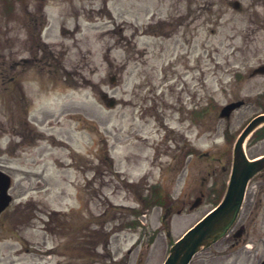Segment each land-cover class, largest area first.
I'll list each match as a JSON object with an SVG mask.
<instances>
[{
	"label": "rangeland",
	"instance_id": "374dc122",
	"mask_svg": "<svg viewBox=\"0 0 264 264\" xmlns=\"http://www.w3.org/2000/svg\"><path fill=\"white\" fill-rule=\"evenodd\" d=\"M233 1L0 0V169L12 197L0 264H161L222 198L234 141L264 110V74L250 75L264 63V0ZM262 127L249 157L264 153ZM241 225L191 264L261 263L264 170Z\"/></svg>",
	"mask_w": 264,
	"mask_h": 264
},
{
	"label": "water",
	"instance_id": "95a60500",
	"mask_svg": "<svg viewBox=\"0 0 264 264\" xmlns=\"http://www.w3.org/2000/svg\"><path fill=\"white\" fill-rule=\"evenodd\" d=\"M234 5L236 6V4ZM258 72L264 73V64L253 70V73ZM241 103L242 101H236L225 105L221 109V116L229 115V112ZM108 104L110 106L114 104L113 98H110ZM262 122H264V113L253 118L238 136L233 150L232 172L223 199L216 208L206 213L171 245L169 254L163 264H188L197 252L209 247L223 237L235 221L244 198L247 181L264 168V155L250 160L243 148L245 137L255 126ZM8 186V175L0 171V211L11 199L7 194ZM199 200L197 198L191 207L197 205Z\"/></svg>",
	"mask_w": 264,
	"mask_h": 264
},
{
	"label": "flooded vegetation",
	"instance_id": "af4514ba",
	"mask_svg": "<svg viewBox=\"0 0 264 264\" xmlns=\"http://www.w3.org/2000/svg\"><path fill=\"white\" fill-rule=\"evenodd\" d=\"M44 57H45V55H43ZM42 56V57H43ZM41 60V59H40ZM25 61H27V60H25ZM49 63H51V61L49 62ZM103 97H104V95H102ZM200 112H201V107H200V105H198L196 102H193V104H192V107L187 111V114H189V116L191 117V115H192V117H198L199 115H200ZM185 204V203H184ZM234 232H235V229L233 228L232 230H231V232L229 233V237L230 236H232L233 237V234H234ZM242 232H244V227H243V229H242ZM212 261H194V263L193 264H210Z\"/></svg>",
	"mask_w": 264,
	"mask_h": 264
},
{
	"label": "trees",
	"instance_id": "16d2710c",
	"mask_svg": "<svg viewBox=\"0 0 264 264\" xmlns=\"http://www.w3.org/2000/svg\"><path fill=\"white\" fill-rule=\"evenodd\" d=\"M145 200H147V199H145ZM152 203H154L155 205H161V204H163V200L160 199L159 194H156L155 198L153 199L151 204Z\"/></svg>",
	"mask_w": 264,
	"mask_h": 264
}]
</instances>
